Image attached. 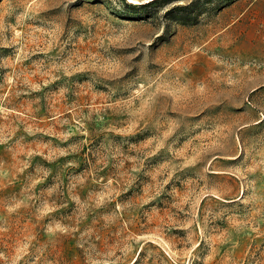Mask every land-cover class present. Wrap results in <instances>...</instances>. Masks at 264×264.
<instances>
[{
	"label": "rangeland",
	"instance_id": "rangeland-1",
	"mask_svg": "<svg viewBox=\"0 0 264 264\" xmlns=\"http://www.w3.org/2000/svg\"><path fill=\"white\" fill-rule=\"evenodd\" d=\"M153 1L0 0V264H264V0Z\"/></svg>",
	"mask_w": 264,
	"mask_h": 264
},
{
	"label": "trees",
	"instance_id": "trees-1",
	"mask_svg": "<svg viewBox=\"0 0 264 264\" xmlns=\"http://www.w3.org/2000/svg\"><path fill=\"white\" fill-rule=\"evenodd\" d=\"M153 2H156V0H154ZM132 8H134V7L132 6Z\"/></svg>",
	"mask_w": 264,
	"mask_h": 264
}]
</instances>
